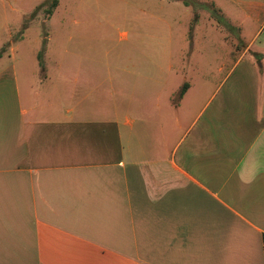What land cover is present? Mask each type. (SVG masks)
Here are the masks:
<instances>
[{
  "label": "crops",
  "instance_id": "crops-1",
  "mask_svg": "<svg viewBox=\"0 0 264 264\" xmlns=\"http://www.w3.org/2000/svg\"><path fill=\"white\" fill-rule=\"evenodd\" d=\"M203 1L243 45L218 85L86 53L19 80L0 0V264H264V0Z\"/></svg>",
  "mask_w": 264,
  "mask_h": 264
},
{
  "label": "rangeland",
  "instance_id": "rangeland-1",
  "mask_svg": "<svg viewBox=\"0 0 264 264\" xmlns=\"http://www.w3.org/2000/svg\"><path fill=\"white\" fill-rule=\"evenodd\" d=\"M3 1L11 41H20L27 29L25 41L14 53L19 59V80L23 67H37L42 73L47 63L53 68L60 63L64 69L66 53H86L99 55L100 69L106 73L118 72L117 65H125L117 62L121 56L131 58L138 75L152 73L157 78L162 71L166 72L167 60H171L175 69L188 75V83L203 86L202 78L212 74L218 85L243 49L226 18L219 12L212 14L214 8L203 0H194L198 4L195 7H186L180 1L174 4L160 0H58L50 17L44 9L36 13L34 10L51 0ZM186 13L191 17L186 18ZM210 20L219 30L207 26L206 21ZM36 51L40 58L35 57ZM106 73L102 74L104 78ZM148 85L154 83L137 79L138 87ZM168 87L172 88L171 80Z\"/></svg>",
  "mask_w": 264,
  "mask_h": 264
},
{
  "label": "trees",
  "instance_id": "trees-1",
  "mask_svg": "<svg viewBox=\"0 0 264 264\" xmlns=\"http://www.w3.org/2000/svg\"><path fill=\"white\" fill-rule=\"evenodd\" d=\"M169 1H177V2H181V4H183L184 6L188 7V6H197V2L194 1V0H169ZM47 2L48 1H45L44 3H42L41 5H39L34 11V13H36L39 9H44V11L47 12V15L50 17V15L52 14L53 12V9L57 6L58 4V0H51L50 3H48L47 5ZM46 6V7H45ZM34 13H32L34 15ZM218 11L216 9H213L212 10V14H217ZM4 52V51H3ZM1 54L2 52L0 51V57H1ZM38 58H40V55H37ZM185 92V86L182 87L181 91H180V94H179V99L183 96ZM263 247H264V239H263ZM264 252V251H263Z\"/></svg>",
  "mask_w": 264,
  "mask_h": 264
}]
</instances>
